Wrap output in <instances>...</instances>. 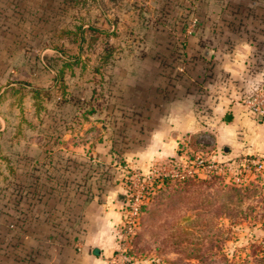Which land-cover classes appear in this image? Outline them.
<instances>
[{
    "label": "crops",
    "instance_id": "obj_1",
    "mask_svg": "<svg viewBox=\"0 0 264 264\" xmlns=\"http://www.w3.org/2000/svg\"><path fill=\"white\" fill-rule=\"evenodd\" d=\"M28 1L0 0V228L28 247L24 264H111L131 171L190 146L219 162L264 156V122L242 102L264 86V0H186L174 23L111 46L92 89L80 41L59 51L58 19ZM105 29L123 35L110 21ZM62 64L87 71L65 77ZM203 134L212 146L197 141Z\"/></svg>",
    "mask_w": 264,
    "mask_h": 264
},
{
    "label": "rangeland",
    "instance_id": "obj_2",
    "mask_svg": "<svg viewBox=\"0 0 264 264\" xmlns=\"http://www.w3.org/2000/svg\"><path fill=\"white\" fill-rule=\"evenodd\" d=\"M186 4V0L28 1L29 7L46 8L53 24L58 19L63 41L62 49L57 46L59 51H71L80 41L83 66L92 70L90 78L85 74L83 80L91 89L93 85L98 88L99 76L105 70V64L99 61L107 55L108 48L120 41L135 42L136 33L142 31L140 27L174 23L171 13L175 9L184 11ZM55 9L62 10L61 15L58 11V18ZM107 21L120 25L123 35L110 40L103 33ZM57 43L60 45L53 41V45ZM35 50L30 52L34 55ZM62 67L65 77L71 72L87 71L67 64ZM87 89L82 98L85 106L94 99ZM96 98V104L101 102L100 97ZM187 149L188 155L207 152L199 146ZM231 171L219 176L201 175L186 182H152L130 244L133 261L136 264H264V186L236 187L231 183ZM2 194L1 203L7 193ZM13 194L19 203L20 193ZM7 210L0 207V219H7ZM21 214L16 209L15 216ZM12 232L15 231L11 226L0 228V264H9L8 253L12 249L18 253L15 263L29 262L28 255L24 258L28 247L25 248L17 232Z\"/></svg>",
    "mask_w": 264,
    "mask_h": 264
},
{
    "label": "built area",
    "instance_id": "obj_3",
    "mask_svg": "<svg viewBox=\"0 0 264 264\" xmlns=\"http://www.w3.org/2000/svg\"><path fill=\"white\" fill-rule=\"evenodd\" d=\"M243 104L254 117L264 122V86L256 88L243 98ZM197 141L202 146H212L208 135H201ZM232 170L231 183L241 187L255 181L264 186V156L245 155L230 162H219L206 152L188 155L183 149L176 160L168 159L153 164L146 172L131 171L127 175L124 220L122 224L121 248L116 251L111 264H136L129 255L130 244L140 217L145 195L155 180L169 179L182 182L201 175H222Z\"/></svg>",
    "mask_w": 264,
    "mask_h": 264
},
{
    "label": "trees",
    "instance_id": "obj_4",
    "mask_svg": "<svg viewBox=\"0 0 264 264\" xmlns=\"http://www.w3.org/2000/svg\"><path fill=\"white\" fill-rule=\"evenodd\" d=\"M108 51H107V55L110 53V51H111V48H108L107 49ZM103 59H104V57H103ZM103 59H102V63L104 62L103 61ZM180 156V153L177 155V157H179ZM177 157H172V158H170L171 160H176L177 159ZM191 179H194V178H190V179H186V180H184V181H182V182H186V181H189V180H191ZM169 181V179H162V181ZM142 209V208H141Z\"/></svg>",
    "mask_w": 264,
    "mask_h": 264
},
{
    "label": "water",
    "instance_id": "obj_5",
    "mask_svg": "<svg viewBox=\"0 0 264 264\" xmlns=\"http://www.w3.org/2000/svg\"><path fill=\"white\" fill-rule=\"evenodd\" d=\"M209 52H210L209 50L204 51V55H205V56H208ZM258 119L261 120V117H259Z\"/></svg>",
    "mask_w": 264,
    "mask_h": 264
}]
</instances>
